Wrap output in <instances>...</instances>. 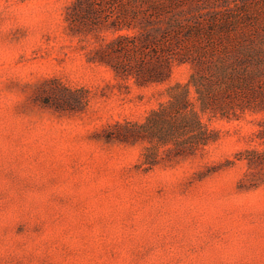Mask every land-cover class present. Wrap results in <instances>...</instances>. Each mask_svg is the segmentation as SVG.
<instances>
[{"label": "rangeland", "instance_id": "rangeland-1", "mask_svg": "<svg viewBox=\"0 0 264 264\" xmlns=\"http://www.w3.org/2000/svg\"><path fill=\"white\" fill-rule=\"evenodd\" d=\"M75 1L0 0V264H264V170L240 157L262 149L264 112L214 119L206 150L145 170L144 144L109 132L142 123L192 66L141 86L89 62L118 33L72 25ZM173 1L197 32L264 33V0Z\"/></svg>", "mask_w": 264, "mask_h": 264}, {"label": "trees", "instance_id": "trees-1", "mask_svg": "<svg viewBox=\"0 0 264 264\" xmlns=\"http://www.w3.org/2000/svg\"><path fill=\"white\" fill-rule=\"evenodd\" d=\"M168 1L117 0L121 12L108 16L103 13L107 0H76L69 8L76 13L67 18L72 25L109 26L118 33L89 58L109 65L117 77H134L141 86L163 84L173 65L192 66L187 82L169 86L167 100L142 123H118L109 132L110 139L121 143L144 144L145 170L206 150L218 139L214 119L264 112V33L247 24L224 28L216 36L197 32ZM78 10L83 14L77 15ZM91 16L100 22L92 23ZM124 30L137 34H121ZM256 137L262 149H246L240 157L249 168L264 170V121Z\"/></svg>", "mask_w": 264, "mask_h": 264}]
</instances>
